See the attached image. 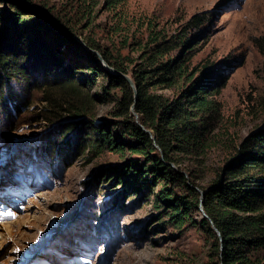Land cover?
I'll return each instance as SVG.
<instances>
[{
	"label": "trees",
	"instance_id": "16d2710c",
	"mask_svg": "<svg viewBox=\"0 0 264 264\" xmlns=\"http://www.w3.org/2000/svg\"><path fill=\"white\" fill-rule=\"evenodd\" d=\"M1 1V18L9 17L10 23L0 35V109H20L29 104V95L37 97L43 103L37 116L58 131L51 141L54 148L63 144L64 155H88L89 161L118 154L122 159L108 163L101 179H113L137 194H144L148 183H162L157 197L178 229L192 221L190 209L200 206L205 190L209 218L202 214L200 223L211 239L208 264H264V125L235 146L207 185L196 182L199 168L186 173L183 167L185 158L198 166L206 161L218 143L223 117L217 95L228 74L194 60L201 35L207 33L197 31L211 19L209 12L194 13L170 32L150 19L144 36L127 34L114 53L90 36L83 37L90 48L85 46L74 36L82 33L65 15L55 16L34 0ZM53 36L59 39L56 44ZM65 46L105 75L102 99L111 106L103 117H97L99 100L76 77L77 64L67 60ZM259 47L264 52V42ZM94 50L134 80L137 96L129 80L109 71ZM132 50L137 56H131Z\"/></svg>",
	"mask_w": 264,
	"mask_h": 264
},
{
	"label": "rangeland",
	"instance_id": "374dc122",
	"mask_svg": "<svg viewBox=\"0 0 264 264\" xmlns=\"http://www.w3.org/2000/svg\"><path fill=\"white\" fill-rule=\"evenodd\" d=\"M34 1L65 15L82 33L75 36L95 38L114 53L127 34L144 36L150 19L170 32L194 13L209 12L211 19L197 31L207 33L194 60L214 64L228 81L217 95L223 112L218 143L199 166L184 159L186 173L199 168L196 182L207 185L235 146L264 125V0ZM3 7L0 0V18ZM9 20L1 18L0 35ZM63 53L77 64L76 77L97 96V117H103L111 106L102 99L105 75L73 49L65 46ZM28 100L20 109H0V264H208L211 239L199 206L190 209L193 219L182 229L172 226L157 197L162 183H148L137 194L102 180L104 167L122 157L64 155L65 146L51 142L58 131L37 116L43 103L33 95Z\"/></svg>",
	"mask_w": 264,
	"mask_h": 264
},
{
	"label": "water",
	"instance_id": "95a60500",
	"mask_svg": "<svg viewBox=\"0 0 264 264\" xmlns=\"http://www.w3.org/2000/svg\"><path fill=\"white\" fill-rule=\"evenodd\" d=\"M40 13L42 14L41 11H40ZM54 25L56 26L57 24L54 23ZM56 28H57V26H56ZM74 36H75V35H74ZM75 37H76L78 40L82 41L83 44H84L85 46L89 47V46L86 44V42H84L80 37H77V36H75ZM89 48H90V47H89ZM94 51H95L96 54L99 56V58H100L101 62L103 63V65H104L109 71L116 72V73H121V74H123V75L129 80V82L131 83V85L133 86V88H134V90H135V95L137 96V86L135 85L134 80H133L128 74L122 73L121 71H119V70H117L116 68H114L113 66H111V65L106 61V59L103 57V55H102L98 50H94ZM132 109L134 110V112H135V114H136V116H137V118H138V113L135 111L134 105L132 106ZM138 121H139V119H138ZM144 129H145V131L151 133V130H149V129L145 128V127H144ZM152 137H154V136L152 135ZM201 192H202V195H201V198H200V206H199V207H200V210H201L202 214H203L204 216H206V217L209 218V215H208V213L206 212L205 207H204V195H205V190H202ZM211 221H212V220H211ZM216 229H217V228H216ZM217 231H218L219 234H221V232H220L219 229H217Z\"/></svg>",
	"mask_w": 264,
	"mask_h": 264
},
{
	"label": "bare ground",
	"instance_id": "6f19581e",
	"mask_svg": "<svg viewBox=\"0 0 264 264\" xmlns=\"http://www.w3.org/2000/svg\"><path fill=\"white\" fill-rule=\"evenodd\" d=\"M3 224H4V223H3ZM7 225H8V224H7ZM1 227H4V226H3V225H0V228H1ZM8 228H9V227H8Z\"/></svg>",
	"mask_w": 264,
	"mask_h": 264
}]
</instances>
